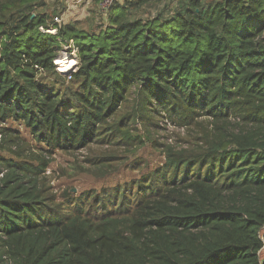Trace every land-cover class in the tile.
Listing matches in <instances>:
<instances>
[{
	"label": "trees",
	"instance_id": "trees-1",
	"mask_svg": "<svg viewBox=\"0 0 264 264\" xmlns=\"http://www.w3.org/2000/svg\"><path fill=\"white\" fill-rule=\"evenodd\" d=\"M156 1L114 2L88 31L44 0H0V121L46 154L142 146L132 127L152 120L199 130L134 183L65 203L39 186L49 159L0 155V264H264V0L138 16ZM67 47L72 74L54 63Z\"/></svg>",
	"mask_w": 264,
	"mask_h": 264
},
{
	"label": "rangeland",
	"instance_id": "rangeland-1",
	"mask_svg": "<svg viewBox=\"0 0 264 264\" xmlns=\"http://www.w3.org/2000/svg\"><path fill=\"white\" fill-rule=\"evenodd\" d=\"M117 1L113 0L112 3H117ZM124 1L119 0L118 4L121 5ZM163 1L164 4H162ZM159 2V5L152 3L143 7L138 12V16L144 19L155 17L163 9L162 5L167 6L166 12L170 9L174 11L173 0H159ZM44 4L46 5L45 11L55 12L57 16L62 15V23H81L80 27L88 31H96L106 24L108 10L105 12L101 10V2L96 0H87L80 6L73 5V0H44ZM58 58L73 59L77 64L75 53L71 52L69 47L64 48ZM76 64L69 74L77 70ZM128 109L129 104L123 106L121 110L122 112L130 111ZM154 123H157V126H153ZM203 123L206 124V121ZM132 128L135 129L132 134L138 135L143 140L142 146L93 144L76 152L54 151L49 155L42 151L23 125L12 120L0 121V132L9 129L12 132L9 133L12 139H17L16 146H10L7 142V144H2L3 149L0 148V155L13 159L12 152L26 149L25 155L32 153L49 159L50 163L46 171L38 178L39 186L46 192V195L55 197L57 203H65L68 198L65 197L66 194L69 197H79L87 192L98 194L101 197L114 187L134 183L146 173L161 166L166 148L170 147L175 151L194 150L196 138L199 137L197 128H178L169 122L166 123L165 119H159L158 122L152 120L144 126L136 124ZM1 136L2 134H0V143ZM87 160L94 163L90 164Z\"/></svg>",
	"mask_w": 264,
	"mask_h": 264
},
{
	"label": "built area",
	"instance_id": "built-area-1",
	"mask_svg": "<svg viewBox=\"0 0 264 264\" xmlns=\"http://www.w3.org/2000/svg\"><path fill=\"white\" fill-rule=\"evenodd\" d=\"M81 1H83V0H78V2H81ZM112 1L113 0H103L100 4L101 10H103L104 12L107 11L111 7V5L113 4ZM53 21L57 25L61 24L62 23V15L54 17ZM40 31L44 32V33L51 34V35H54L56 33L55 29H50V30L44 31L42 28H40ZM54 63H55V61H54ZM56 69L58 71L57 66H56ZM59 73H61V72H59ZM1 177H2V175H0V178Z\"/></svg>",
	"mask_w": 264,
	"mask_h": 264
},
{
	"label": "bare ground",
	"instance_id": "bare-ground-1",
	"mask_svg": "<svg viewBox=\"0 0 264 264\" xmlns=\"http://www.w3.org/2000/svg\"><path fill=\"white\" fill-rule=\"evenodd\" d=\"M75 64V60L73 59L66 60L65 58H58L57 60H55V65L58 67V72H61L62 74L72 71Z\"/></svg>",
	"mask_w": 264,
	"mask_h": 264
},
{
	"label": "crops",
	"instance_id": "crops-1",
	"mask_svg": "<svg viewBox=\"0 0 264 264\" xmlns=\"http://www.w3.org/2000/svg\"><path fill=\"white\" fill-rule=\"evenodd\" d=\"M86 2H87V0H83V1H81V2H78V0H73V3H74L73 5H78V6H80V5H82V4H85ZM118 2H119V0L117 1V3H118ZM156 2L160 3L159 1H156ZM149 3H150V2H149ZM158 3H157V4H158ZM164 3H165V2L163 1L162 4H164ZM174 4H175V3H174ZM158 5H159V4H158ZM147 6H148V5H147ZM164 6H165V5H162L161 8H163V9L167 8V7L164 8ZM159 7H160V6H159ZM163 9H162V10H163ZM162 10H161V11H162ZM166 10H167V9H166ZM66 18H67V17H66Z\"/></svg>",
	"mask_w": 264,
	"mask_h": 264
}]
</instances>
